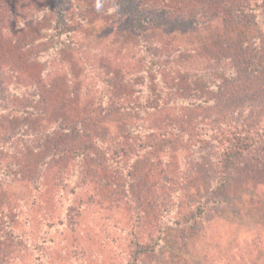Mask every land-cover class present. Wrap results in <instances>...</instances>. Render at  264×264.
Returning a JSON list of instances; mask_svg holds the SVG:
<instances>
[{"label":"rangeland","instance_id":"374dc122","mask_svg":"<svg viewBox=\"0 0 264 264\" xmlns=\"http://www.w3.org/2000/svg\"><path fill=\"white\" fill-rule=\"evenodd\" d=\"M176 1H141L144 16L180 9L196 28L143 36L120 0H0V89L12 79L10 105L30 109L0 121V264H264V142L202 222L184 220L212 194L219 149L205 134L264 115V0L244 13L235 4L253 0ZM162 51L187 70L159 71ZM77 121L84 133L56 134ZM135 237L157 250L136 259Z\"/></svg>","mask_w":264,"mask_h":264},{"label":"trees","instance_id":"16d2710c","mask_svg":"<svg viewBox=\"0 0 264 264\" xmlns=\"http://www.w3.org/2000/svg\"><path fill=\"white\" fill-rule=\"evenodd\" d=\"M120 1L123 3V8L130 9L134 12V15L136 18V24H137L135 27L138 29L139 32L142 33L143 36H147L149 33H152L153 31H155V28H156L155 26L157 25L162 26L160 30L161 29L163 30L166 28L180 29V28L188 27V26L189 27L195 26L196 28V25H188L190 22L192 24H195L196 21L193 20L192 17H189L191 16V14H188L187 11L182 12L180 9L179 10L175 9L174 12L169 11L170 13H172V15L168 17H165V16L161 18L150 17L149 19H147L146 15L144 16L145 12L143 13L142 2L144 3V0H140L139 2L140 5H134L135 0H120ZM173 1L174 0H171V6L174 4ZM168 2L169 0H167V3ZM181 2L179 3L182 4ZM179 3L178 1L175 0L176 6H178ZM263 3L260 4L259 2H257V0H253L249 2L247 5H243V6L240 3L235 4V8L239 9L240 11H243V13L245 12L244 10L246 11L255 10L256 11L262 7L261 5ZM249 4H252V5L248 6ZM164 13L166 12H163V14ZM61 20L64 22L62 17L60 21ZM65 30H66V27H64V25H57L58 35L63 36L64 34H66L67 36L68 34H70ZM256 51L257 49H253L252 57H251V59H253V62L255 61V63H257V55H255ZM170 53L163 52V51L160 52L158 55L156 53H152L153 57L158 62L157 63V66L159 67L158 70L162 72H166L165 70L169 68L170 69L177 68L178 71L187 70L186 63H185L186 61H180V62H174V63H173V60L171 59L167 61L166 60L167 58L165 57V55L170 54ZM172 59H173V56H172ZM258 62L259 63L261 62L260 58L258 59ZM165 63H171V64H165ZM262 66H264V63L262 64ZM19 67L26 72L28 71L27 64L24 62L22 58H21ZM253 69L254 71L257 70V65ZM34 78L35 76H31L27 78V80L32 81V79L34 80ZM7 79L9 80V83L6 82V84L1 88L3 91V96L2 98H0V103L1 102H4V103L2 107L0 106V121L16 120L17 111H20L18 112L19 114L21 112H23L24 114L30 113L29 112L30 109L21 108V105L16 104V101H13L10 105L9 99L12 96L11 94L9 95V89H11L12 86L13 88H15L16 83L12 84V79H9V78ZM33 82L38 83L37 80H34ZM30 89L31 87L29 86L28 91ZM24 90H27V89H24ZM15 106H18V109ZM75 106L73 105V109H69L68 115L76 119H81L83 111L88 116H90L91 114V117L93 116L95 112L93 111V109H91L90 102H88L87 104V109L83 111L79 107H75ZM96 121L98 120L96 119ZM96 123L97 122H94L90 126L92 130L91 132H93L94 134L96 133V130H95ZM59 127H62V126H56V129ZM63 131L67 133H74V134L84 133L83 127L79 122L77 124L73 123L71 125H67L66 127H64V129L58 130L56 134H59L60 132H63ZM213 131H215L216 133H213L210 136L207 133L205 134V136H208L210 138L209 141L213 142V147L216 150L219 149L218 150L219 153L214 163L215 167L213 169V173H214L213 182L214 183H213V188L211 189L212 194H211V197H209L208 199L202 202H198L197 204L193 205L191 210L186 214V217L184 218V220H185V223H188L189 225H194V224H198L199 222H202L203 219L205 218V215L208 213V211L220 204L219 196L221 192L223 191V189L225 188L228 173L231 170V168L236 164V162L242 159L248 152H251L258 144H261L262 142H264V115H262L259 118L258 123H255L253 127H249L247 123H243V122L242 123H231V124L230 123H220L218 125V128L213 129ZM198 132L200 133V135L204 134V133L203 134L201 133V130H199ZM66 135H69V134H66ZM178 135L179 134H175L177 139H178ZM13 140L15 139L13 138ZM62 147L63 148L59 153V158L63 156V152L69 153V151L71 150V148L68 149L65 145H62ZM73 151L78 157H82L84 155L91 154L93 152V147L91 146V144L88 143V144H84L83 146L76 147V149H73ZM55 152L57 153V151ZM4 154H6L5 148L0 146V156H3ZM44 165L46 166V162L42 166ZM16 166H19L18 160L15 161V167ZM7 168H8V165L6 166V169ZM13 170L16 171L14 167H13ZM20 172H22V170H20ZM178 224H183V223L181 222ZM13 226H14V223L10 222V227H13ZM9 235L14 236V233L11 232ZM18 236L26 237L25 234H20V235L18 234ZM11 240H12L11 238L6 239L7 242L9 241L11 242ZM156 242H157L156 239H154V242L151 239L150 242L143 243L140 241L138 237H135V239L133 240V244H134L133 252L136 254V259L144 255L154 253L157 250L158 243ZM36 243L39 244L38 242ZM36 248L37 247H34V249ZM36 261L38 262L37 264H41V257L40 256L36 257ZM129 264H133V263H129ZM134 264H137V263L135 262Z\"/></svg>","mask_w":264,"mask_h":264}]
</instances>
